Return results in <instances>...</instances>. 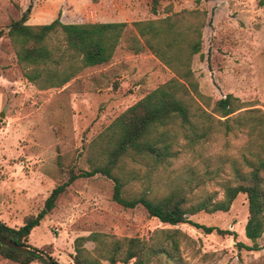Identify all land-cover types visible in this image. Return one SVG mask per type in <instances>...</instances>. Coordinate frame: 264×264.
Returning a JSON list of instances; mask_svg holds the SVG:
<instances>
[{
  "label": "rangeland",
  "instance_id": "374dc122",
  "mask_svg": "<svg viewBox=\"0 0 264 264\" xmlns=\"http://www.w3.org/2000/svg\"><path fill=\"white\" fill-rule=\"evenodd\" d=\"M31 1L27 24H46L60 17L65 23L127 22L128 27L108 63L83 69L61 87L41 89L24 76L9 36L11 22L21 18ZM152 2L0 0V113L5 112L0 121V219L9 226H22L27 217L36 215L52 189L67 181L72 172L91 170L93 163L101 162V133L129 106L175 77L148 49L135 53L129 48V37L137 33L133 26L137 20L161 18L183 9L206 10L202 49L193 56L192 69L199 91L210 102L209 109L218 99L233 94L246 105L264 110V0H158L157 14L152 11ZM58 42H62V34H53L50 45ZM63 50L54 49L57 57L66 54L64 63L71 55ZM226 138L229 147H225ZM226 138L221 135L210 142L203 157L191 164L199 176L206 168L211 170L207 185L202 186L207 192H221L217 181L222 176L214 170L225 156L239 155L240 140L233 133ZM150 167L138 158L125 159L127 178L131 170H138L140 177L131 180L130 189L125 187L127 196L141 192L149 174L155 184L163 182L156 170L148 174ZM177 167H160V171L165 177ZM167 190L163 185L159 191ZM113 191L114 181L101 173L76 179L32 231L29 243L52 250V258L60 264H75L78 237L100 232L149 239L156 230L177 228L193 240L192 244L181 242L182 264H264V233L257 240L258 250L238 245H253L245 234L249 216L245 193L237 196L227 212L189 215L196 222L237 234L229 236L204 233L189 223H162L142 205L123 207L113 200ZM82 246L94 254L96 242L84 241ZM1 262L18 264L4 258ZM101 263L109 264L106 260ZM152 264L173 263L157 257Z\"/></svg>",
  "mask_w": 264,
  "mask_h": 264
},
{
  "label": "trees",
  "instance_id": "16d2710c",
  "mask_svg": "<svg viewBox=\"0 0 264 264\" xmlns=\"http://www.w3.org/2000/svg\"><path fill=\"white\" fill-rule=\"evenodd\" d=\"M32 8L31 1L21 18L11 22L9 36L24 76L41 89L61 87L83 69L108 63L128 27L127 22L65 23L60 17L50 23L31 25L27 21ZM152 11L158 13V0H153ZM207 16L206 10L183 9L165 17L133 22L137 33L129 37V48L135 53L148 49L175 73V77L117 116L100 135L99 146L103 148L101 153L98 150V155L102 154L103 160L93 163L91 170L72 172L67 181L56 185L36 215L27 217L19 227L9 226L0 219L3 236L37 248L29 243L30 234L55 208L58 198L76 179L101 173L114 181L113 200L123 207L142 205L151 217L162 223H189L204 233L236 236L234 230L202 224L189 215L202 211L227 212L237 196L245 193L249 209L245 234L253 245L241 242L238 245L249 250L260 248L257 240L264 233V110L246 105L233 94L218 99L209 109L210 102L199 91L192 69L193 56L202 49ZM53 34H62V42L51 46L49 41ZM52 48L55 51L64 48L71 56L63 63L66 54L57 57ZM51 64L54 68L49 67ZM230 133L240 140L239 155L225 156L214 170L216 175L222 176L217 181L221 192H207L202 186L207 185L206 176L211 170L206 168L199 176L191 164L203 157L210 142L221 135L226 138ZM229 145L226 138L225 147ZM126 158H138L145 166L150 164L148 174L156 170L163 182L155 184L149 174L143 190L127 196L125 187L130 189L131 180L140 177L138 170H131L127 178ZM174 164L178 167L163 177L160 167L166 170ZM226 167L229 174L225 177ZM163 185L167 192L159 191ZM197 188L200 193L192 194ZM89 240L96 242L94 254L82 246V242ZM182 240L193 241L189 234L177 228L156 230L149 239L94 232L75 240L74 262L102 264L101 260H106L109 264H152L155 258L165 257L168 262L182 264ZM40 250L52 257V250ZM0 255L20 264L34 261L49 264L41 256L1 242Z\"/></svg>",
  "mask_w": 264,
  "mask_h": 264
},
{
  "label": "water",
  "instance_id": "95a60500",
  "mask_svg": "<svg viewBox=\"0 0 264 264\" xmlns=\"http://www.w3.org/2000/svg\"><path fill=\"white\" fill-rule=\"evenodd\" d=\"M4 116H5V112L2 111L0 113V121H2ZM0 242L5 244V245H7V246H9V247H12V248H14L16 250H20V251H23V252H27V253L36 254L38 256H41L49 264H60L54 258L44 255V253L40 249L31 247V246H28V245H24V244H21V243H18V242L14 241V240H11V239L3 236L1 233H0Z\"/></svg>",
  "mask_w": 264,
  "mask_h": 264
},
{
  "label": "crops",
  "instance_id": "0c3cea01",
  "mask_svg": "<svg viewBox=\"0 0 264 264\" xmlns=\"http://www.w3.org/2000/svg\"><path fill=\"white\" fill-rule=\"evenodd\" d=\"M35 228H36V227H35ZM35 228H34V229H35ZM34 229H33V230H34ZM33 230H32V231H33ZM31 235H32V232H31L30 237H29V238H30V240H29L30 242L32 241V238H31L32 236H31ZM2 258H4V257H2V256L0 255V264H3V263L1 262V259H2ZM4 259H6V258H4ZM9 260H10V259H9ZM14 262H15V261H14ZM16 263H18V262H16ZM18 264H20V263H18ZM30 264H40V263H39V261H34V262L30 263Z\"/></svg>",
  "mask_w": 264,
  "mask_h": 264
}]
</instances>
